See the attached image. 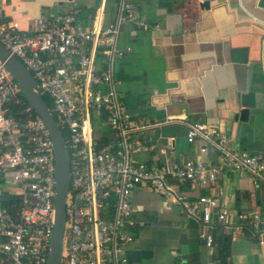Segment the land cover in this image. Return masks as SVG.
I'll return each mask as SVG.
<instances>
[{
  "label": "crops",
  "instance_id": "crops-1",
  "mask_svg": "<svg viewBox=\"0 0 264 264\" xmlns=\"http://www.w3.org/2000/svg\"><path fill=\"white\" fill-rule=\"evenodd\" d=\"M122 2L131 4L146 24L122 25L117 47L129 49L112 64L124 108L142 125L132 158L149 166L166 158L176 165L197 158L218 163L215 148L201 152V140L188 141L190 122L214 125L231 148L264 156V0H0V6L7 21L35 32L38 17L72 6L83 28L106 26L117 18ZM96 65L106 68L107 59L97 55ZM98 129L113 140L109 125L101 123ZM168 181L190 199L213 196L227 210L229 222L214 216L213 224L225 225L230 255L225 262L215 258V246L205 238L210 228L187 216L164 192L138 184L130 195L134 241L126 247L125 264H264V243L253 231L244 232L239 217L258 211L264 221V182L229 169L206 186L180 188L173 177ZM2 194L15 195L0 176V208L6 212Z\"/></svg>",
  "mask_w": 264,
  "mask_h": 264
},
{
  "label": "built area",
  "instance_id": "built-area-1",
  "mask_svg": "<svg viewBox=\"0 0 264 264\" xmlns=\"http://www.w3.org/2000/svg\"><path fill=\"white\" fill-rule=\"evenodd\" d=\"M127 22L146 26L133 6L122 2L112 23L86 29L77 23L72 6L58 14L41 15L38 29L29 32L17 21H7L0 6V42L32 72L35 90L49 95L67 132L71 183L62 264L127 262L126 247L134 241L129 230L134 223L130 195L138 184L164 192L187 216L211 228L214 216L229 222L227 210L213 196L188 198L169 177L180 184L206 186L229 169L248 172L255 182H264V156L231 148L222 130L205 122L188 123L187 139L201 140V152L215 148L220 156L216 164L197 158L176 165L166 158L161 165L149 166L132 158L136 130L142 125L124 108L112 75L114 58L129 49L117 47L120 29ZM98 54L107 59L106 68L97 67ZM100 84L108 89L103 91ZM20 92L18 82L0 62V176L19 199L16 219L0 208V248L9 264H48L55 222V152L45 122L39 115L32 116L31 105L25 108L30 115L25 122L9 114V103L21 102ZM101 123L114 131L113 140L105 144L95 137ZM239 217L264 243L260 213L244 212ZM205 238L212 246L209 230Z\"/></svg>",
  "mask_w": 264,
  "mask_h": 264
},
{
  "label": "water",
  "instance_id": "water-1",
  "mask_svg": "<svg viewBox=\"0 0 264 264\" xmlns=\"http://www.w3.org/2000/svg\"><path fill=\"white\" fill-rule=\"evenodd\" d=\"M208 5V2H205ZM0 62L18 82L21 92L35 112L45 122L52 140L56 163L55 222L50 240L48 264H62L63 240L66 224V199L71 183L70 153L60 124L42 94L35 90L36 80L32 72L0 42ZM248 108L242 110L246 114ZM3 200H10L9 194H2ZM177 208L182 209L180 205Z\"/></svg>",
  "mask_w": 264,
  "mask_h": 264
},
{
  "label": "trees",
  "instance_id": "trees-1",
  "mask_svg": "<svg viewBox=\"0 0 264 264\" xmlns=\"http://www.w3.org/2000/svg\"><path fill=\"white\" fill-rule=\"evenodd\" d=\"M98 55H102V54H98ZM45 102L49 105L50 109L52 110V112L54 113L55 118L57 119L58 123H60L61 125V129L62 132L64 134V136H67V132L64 128V126L61 124V120L59 115L54 111L53 109V103H52V99L49 97V95H47L46 93L42 94ZM20 98H21V102L19 104H14V103H9L8 105V111L9 114L14 116L17 120L21 121V122H25L29 119L30 115L25 112V108L30 105L29 102L26 100L25 96L23 95L22 92H20ZM38 115L35 110H32V116H36ZM95 137L98 140V142L100 144H105L107 143V138L102 136L98 130V128H95ZM176 181V180H175ZM190 182H184L182 184L178 183L180 185V188L185 186V185H189ZM15 201L16 205L10 207V204H12V202ZM4 206H6V213L11 216L13 219L17 218V210L19 207V199L16 195L12 196V198H10V200L8 201H4L3 202ZM223 222V221H221ZM215 224H212L211 228H210V232L213 236V245L215 246V254L214 257L217 258L218 260H220L221 262H225L227 257L230 255V242H229V238L226 237L224 235V233L222 232L223 227L225 226L223 223H218L216 226H214ZM244 232L246 234H250L252 233V229L250 228V226L248 224H244ZM212 245V246H213ZM3 264H9L7 261H3Z\"/></svg>",
  "mask_w": 264,
  "mask_h": 264
},
{
  "label": "rangeland",
  "instance_id": "rangeland-1",
  "mask_svg": "<svg viewBox=\"0 0 264 264\" xmlns=\"http://www.w3.org/2000/svg\"><path fill=\"white\" fill-rule=\"evenodd\" d=\"M14 205H16V202H15V201H13L12 204H10V207H12V206H14ZM6 209H7V208H6ZM6 209H5V210H6Z\"/></svg>",
  "mask_w": 264,
  "mask_h": 264
}]
</instances>
